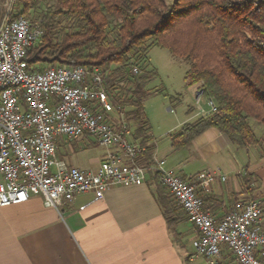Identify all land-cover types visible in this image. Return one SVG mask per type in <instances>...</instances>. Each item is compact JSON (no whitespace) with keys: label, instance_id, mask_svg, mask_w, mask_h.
I'll return each mask as SVG.
<instances>
[{"label":"trees","instance_id":"trees-1","mask_svg":"<svg viewBox=\"0 0 264 264\" xmlns=\"http://www.w3.org/2000/svg\"><path fill=\"white\" fill-rule=\"evenodd\" d=\"M11 1L10 18L22 15L42 29L28 51V70L99 68L110 102L130 124L132 139L144 147L137 162L151 164L155 149L142 105L147 83L157 76L147 58L151 47L180 57L188 65L185 84L215 105L169 135L173 149L188 146L213 127L237 147L255 146L264 156V134L258 137L248 122L254 119L264 127V0ZM252 178L243 175L248 190ZM149 179L166 224L180 242L177 226L187 217L157 176ZM250 199L260 201L264 215V196Z\"/></svg>","mask_w":264,"mask_h":264},{"label":"built area","instance_id":"built-area-1","mask_svg":"<svg viewBox=\"0 0 264 264\" xmlns=\"http://www.w3.org/2000/svg\"><path fill=\"white\" fill-rule=\"evenodd\" d=\"M41 34L40 25L22 15H8L0 25V207L38 195L45 207L59 209L85 193L92 194L90 204L111 187L141 185L156 175L197 233L194 255L216 264L225 248L235 264H264L260 201L250 199L216 218L203 207L202 193L219 169L184 177L154 154L149 165L137 162L144 147L132 139L130 124L110 102L99 68L28 70V51ZM194 95L198 113L215 110L212 100L200 105V90ZM85 136L106 149L96 169L56 157L58 139L73 142Z\"/></svg>","mask_w":264,"mask_h":264},{"label":"crops","instance_id":"crops-1","mask_svg":"<svg viewBox=\"0 0 264 264\" xmlns=\"http://www.w3.org/2000/svg\"><path fill=\"white\" fill-rule=\"evenodd\" d=\"M190 89L194 94L195 89ZM198 112L197 105L188 108L191 118L180 122L176 132L203 115ZM150 135L154 156L184 177L219 169L202 193L204 208L216 218L256 195L264 196V156L259 148H239L213 127L180 149L171 147L170 132L155 138L150 131ZM166 135L168 139L162 141ZM90 145L95 143L87 136L73 142L60 138L55 155L86 169L71 163V156ZM105 153L104 148L92 169L99 166ZM245 173L253 175L251 190L244 186ZM150 180L137 186L111 187L102 199L90 204L92 194L85 193L59 209L45 207L38 195L0 207V264H208L194 255L197 233L188 220L177 226L180 242L173 237ZM216 264H235L234 257L223 248Z\"/></svg>","mask_w":264,"mask_h":264},{"label":"rangeland","instance_id":"rangeland-1","mask_svg":"<svg viewBox=\"0 0 264 264\" xmlns=\"http://www.w3.org/2000/svg\"><path fill=\"white\" fill-rule=\"evenodd\" d=\"M12 8L14 9L11 0H0V25L8 15L10 16ZM147 58L150 68L156 69L157 76L147 83V96L142 105L150 131L156 138L165 131L170 134L176 132V126L180 122L191 118L186 113L187 109L196 104L194 94L184 82L188 65L180 57L172 55L165 48L151 47ZM200 105L206 106L205 101L202 100ZM248 122L255 134L262 137L264 127L254 119H249ZM167 139L166 135L161 140ZM102 150V146L90 145L72 155L71 163L86 169L95 168V159L100 157Z\"/></svg>","mask_w":264,"mask_h":264}]
</instances>
